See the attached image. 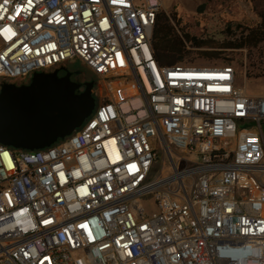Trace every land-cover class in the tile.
Returning a JSON list of instances; mask_svg holds the SVG:
<instances>
[{
    "label": "built area",
    "instance_id": "obj_1",
    "mask_svg": "<svg viewBox=\"0 0 264 264\" xmlns=\"http://www.w3.org/2000/svg\"><path fill=\"white\" fill-rule=\"evenodd\" d=\"M162 6L0 0V84L77 59L98 99L48 147L0 144V264H264V94L229 63L160 66Z\"/></svg>",
    "mask_w": 264,
    "mask_h": 264
},
{
    "label": "water",
    "instance_id": "obj_2",
    "mask_svg": "<svg viewBox=\"0 0 264 264\" xmlns=\"http://www.w3.org/2000/svg\"><path fill=\"white\" fill-rule=\"evenodd\" d=\"M72 73L62 65L49 72H34L27 83L2 82L0 144L43 149L78 129L95 108L94 81L77 82Z\"/></svg>",
    "mask_w": 264,
    "mask_h": 264
},
{
    "label": "rangeland",
    "instance_id": "obj_3",
    "mask_svg": "<svg viewBox=\"0 0 264 264\" xmlns=\"http://www.w3.org/2000/svg\"><path fill=\"white\" fill-rule=\"evenodd\" d=\"M162 8L160 11L171 14L175 13L176 18L180 19L178 28H184V31L198 40L210 41L216 44H221L226 40L233 38L237 29L240 27H247L248 25L255 24L258 21L257 16L254 14L251 4L247 0H161ZM203 9L199 11V7ZM229 26V28H227ZM233 33V34H232ZM189 44V43H188ZM260 50L264 51V42L260 45ZM252 59H249V51L247 49L234 50L227 52L225 57L231 59V64L236 70L237 84L243 87L248 93L251 94H264V57L258 58V49H252ZM199 50L191 55V60L182 63L183 65H218L224 64L227 61L224 59L207 60L201 57ZM251 61L254 65L251 66ZM65 65L70 70H80L84 73L81 80H93L96 84V76L86 68L79 60L70 59L65 62ZM19 79L17 82H21ZM26 81V80H23ZM98 104V99H95ZM132 107L137 108V101L132 102ZM264 134V125H263ZM162 159V154L159 162V169L162 171H153V178L162 176L164 173H170L168 167H171L168 159ZM173 160L176 161L173 156ZM264 163V159H263ZM183 165H177L181 169ZM158 169V170H159ZM154 193L148 192L137 196L135 200L146 209L147 213L155 210Z\"/></svg>",
    "mask_w": 264,
    "mask_h": 264
},
{
    "label": "trees",
    "instance_id": "obj_4",
    "mask_svg": "<svg viewBox=\"0 0 264 264\" xmlns=\"http://www.w3.org/2000/svg\"><path fill=\"white\" fill-rule=\"evenodd\" d=\"M247 1L251 4L258 21L243 28L240 27L241 25H237L239 30L232 35L233 38L221 44L198 40L195 36L185 32L184 28H178L180 19L176 18L175 13L168 14L164 11H159L156 14L152 34V49L155 60L160 66L182 64L190 61L191 55L195 50H199L203 59H224L227 61L226 63L231 64V59L224 56L227 52L247 49L249 51V59H252L251 50L258 49V58L261 61L264 57V51L262 52L259 46L264 42V0ZM202 9L203 6H200L199 11ZM253 62L251 61V66L254 65ZM28 81L29 79L15 83L21 84ZM81 91L82 88L76 90V93ZM11 149L15 150L14 148Z\"/></svg>",
    "mask_w": 264,
    "mask_h": 264
},
{
    "label": "flooded vegetation",
    "instance_id": "obj_5",
    "mask_svg": "<svg viewBox=\"0 0 264 264\" xmlns=\"http://www.w3.org/2000/svg\"><path fill=\"white\" fill-rule=\"evenodd\" d=\"M71 71H73V73L71 75L72 80H75V81L80 82V83H84L85 81H87V80H81L80 79L82 76H84V73L82 71H80V73H78V74L74 73L75 70H71Z\"/></svg>",
    "mask_w": 264,
    "mask_h": 264
}]
</instances>
